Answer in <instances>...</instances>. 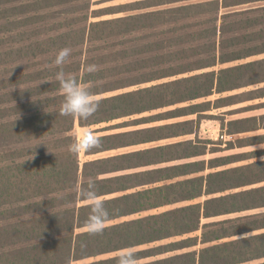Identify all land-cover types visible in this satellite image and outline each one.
I'll use <instances>...</instances> for the list:
<instances>
[{
	"label": "trees",
	"instance_id": "trees-1",
	"mask_svg": "<svg viewBox=\"0 0 264 264\" xmlns=\"http://www.w3.org/2000/svg\"><path fill=\"white\" fill-rule=\"evenodd\" d=\"M261 1L140 0L117 12H142L88 24L93 0H0V264H73L176 238L135 250L137 264H264V150L198 159L215 151L195 138L84 163L69 151L76 121L139 116L100 130L131 128L98 135L100 147L85 152L94 156L194 134V119L173 120L213 105L196 100L263 84L264 57L252 58L264 55V5L236 8ZM66 47L64 70L99 97L87 121L59 114L53 61ZM88 64L97 70L87 73ZM259 98L264 86L214 106ZM228 126L229 134L263 130L264 113ZM259 143L264 134L228 145ZM88 177L114 222L100 234L85 226L79 189Z\"/></svg>",
	"mask_w": 264,
	"mask_h": 264
},
{
	"label": "rangeland",
	"instance_id": "rangeland-1",
	"mask_svg": "<svg viewBox=\"0 0 264 264\" xmlns=\"http://www.w3.org/2000/svg\"><path fill=\"white\" fill-rule=\"evenodd\" d=\"M137 1H140V0H93L91 13L89 14L90 18H89L88 24L90 22H96L99 20L111 19V18H116L119 16L129 15L132 13L135 14V13L142 12V10L141 11L133 10V11L117 12L118 10H126L129 8H132L131 6H133L135 4V2H137ZM260 5H264V1L249 3V4H245V5L236 7V8L237 9H240V8L246 9V8L256 7V6H260ZM99 10H102L104 12L105 11L107 12V10H109L111 12L115 11L117 13L97 16V14L98 15L101 14V13H97ZM263 57H264V55H261V56H258V57L252 58V59L254 60V59L263 58ZM252 59H250V60H252ZM234 64H236V63H231V64H227L224 66H230V65H234ZM262 86H264V83L260 84V85L242 88L240 90H236L233 92H228V93H223V94L216 93V94H214L208 98L196 100L195 103L204 102V101H212L213 105L210 107V109L208 111L201 113L202 115H192V116L183 117L181 119L173 120V121H180V120L194 119L196 121L193 124L195 131H196L194 134L182 136V137L175 138V139L164 140V141L154 143V144L140 145V146L129 147V148H124V149H119V150H113L110 152H105V153H102L99 155H94V156H88L84 152V153L79 154L81 163H84V162H86L90 159H93V158L113 155V154H117V153H120L123 151L134 150L137 148H144V147L152 146V145L159 144V143H169V142H173V141H177V140L195 139V138H198V140H203V141L209 142V145H208L209 149L215 151V153H208V155L203 156V157H199L198 159H202V158L208 159V158H212L215 156L237 154V153H242V152H250V151H254V150H264V143L249 145V146H245V147H236L234 149H229V145H228L229 142L236 143L238 138L251 137V136L264 134V129L259 130V131H255V132L229 134L230 130H229V126H228V124L231 120H236V119H241V118H246V117H250V116H254V115L263 114L264 113V106L259 105V104L264 102V98L252 99V100L244 101V102L233 104V105H227V106H223V107H219V108L214 106L215 100L218 98L229 96L232 94H239L241 92H247L250 90L260 88ZM96 98H99V97H96ZM182 105H186V103L182 104ZM145 115H147V114H145ZM136 117H139V116L135 115L132 117L121 118V119L115 120V121L110 122V123H103V124L88 126V127H81L79 125L78 121H76L72 133L74 136L77 137L78 134L82 133L85 130H90L96 136L102 135L105 133H114V132L124 131V130H128L131 128L112 129L108 132H103L100 130H102L106 126H112L115 124H119L121 122H124L125 120H129L131 118H136ZM169 122H171V121H169ZM261 158H264V156H262ZM248 162L249 161H244L241 163H237L236 165L244 164V163H248ZM204 199L205 198H200V199L195 200L194 202H201ZM188 203L189 202H184V203H179V204L172 205V206H166V207L159 208L156 210H151V211L136 214V215H133V216H130L127 218L119 219V220H116L115 222H119V221L126 220V219H133V218L145 216L148 214L163 212V211L175 208V207L186 205ZM209 221H211V220H209ZM204 222H208V220H205ZM112 223H114V222H107V225H110ZM174 240H179V239L178 238L168 239V240H165L162 242L137 247L134 249L140 250V249H144V248H148V247L157 246V245L162 244V243H168V242H171ZM200 247H202V245H199V246L191 248V249H186V251L195 250V249H198ZM117 254H118V252L113 253V254H105V255H101V256L96 257V258H88V259L80 260L77 262H73V264H87V263L93 262L94 260L109 258V257L115 256ZM171 254H173V253H169V254L154 257V258H149L146 260H141V261H139V263L149 261L152 259H156L159 257H163V256H168ZM250 264H252V263H250Z\"/></svg>",
	"mask_w": 264,
	"mask_h": 264
},
{
	"label": "clouds",
	"instance_id": "clouds-1",
	"mask_svg": "<svg viewBox=\"0 0 264 264\" xmlns=\"http://www.w3.org/2000/svg\"><path fill=\"white\" fill-rule=\"evenodd\" d=\"M71 52L70 48H63L58 51L53 61L54 65L59 69L55 73V80L64 97L59 114L62 116L80 117L81 120L87 121L97 111L98 99L88 86L81 84L76 75L64 70V65L69 62ZM96 70L97 66L95 64H88L85 67L87 73H93ZM42 143H38L37 146ZM100 144L101 140L98 136L90 130H85L74 138L73 143L69 146V151L79 155L100 147ZM79 195L87 202L89 208L85 220L87 231L90 234L102 233L111 213L106 202L98 194L96 179L88 177L84 182V186L79 189ZM116 264H137L135 249L125 248L120 250L116 257Z\"/></svg>",
	"mask_w": 264,
	"mask_h": 264
}]
</instances>
